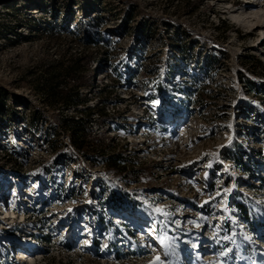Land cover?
I'll return each instance as SVG.
<instances>
[{
  "label": "rangeland",
  "instance_id": "rangeland-1",
  "mask_svg": "<svg viewBox=\"0 0 264 264\" xmlns=\"http://www.w3.org/2000/svg\"><path fill=\"white\" fill-rule=\"evenodd\" d=\"M259 20L0 0V264H264Z\"/></svg>",
  "mask_w": 264,
  "mask_h": 264
},
{
  "label": "bare ground",
  "instance_id": "bare-ground-1",
  "mask_svg": "<svg viewBox=\"0 0 264 264\" xmlns=\"http://www.w3.org/2000/svg\"><path fill=\"white\" fill-rule=\"evenodd\" d=\"M243 14L246 16H249V17H255V14H250L249 12H247V10H245L244 12H243ZM258 15V14H257ZM256 15V16H257ZM255 19H256V17H255ZM258 25H260L261 26V28H262V30L264 31V21H261V20H259V22H258ZM257 30V28H254L252 31H251V33H254L255 31ZM262 31V32H263ZM4 190V188H2V189H0V191L2 192ZM16 194V196H17V193H15ZM1 204V203H0ZM1 207V206H0ZM1 212V211H0ZM20 253H19V256L21 257V256H23V257H30V255L29 254H27L25 251H19ZM35 255V254H34ZM33 255V256H34ZM32 256V255H31ZM22 258V257H21ZM30 260H32L33 261V258H30Z\"/></svg>",
  "mask_w": 264,
  "mask_h": 264
},
{
  "label": "trees",
  "instance_id": "trees-1",
  "mask_svg": "<svg viewBox=\"0 0 264 264\" xmlns=\"http://www.w3.org/2000/svg\"><path fill=\"white\" fill-rule=\"evenodd\" d=\"M77 98H75V99H73L72 101H74L73 103L74 104H78V103H80L79 102V100H76ZM82 118L81 117H77V118H75L74 116L72 117V120L74 121V122H79L80 120H81Z\"/></svg>",
  "mask_w": 264,
  "mask_h": 264
},
{
  "label": "snow or ice",
  "instance_id": "snow-or-ice-1",
  "mask_svg": "<svg viewBox=\"0 0 264 264\" xmlns=\"http://www.w3.org/2000/svg\"><path fill=\"white\" fill-rule=\"evenodd\" d=\"M226 191H227V189H226ZM224 239L230 240L231 238L228 236H225ZM220 255L224 256V255H227V253L224 250H221ZM157 260H159V257H157Z\"/></svg>",
  "mask_w": 264,
  "mask_h": 264
}]
</instances>
